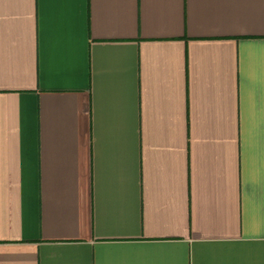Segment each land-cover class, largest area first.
<instances>
[{"label":"crops","instance_id":"obj_1","mask_svg":"<svg viewBox=\"0 0 264 264\" xmlns=\"http://www.w3.org/2000/svg\"><path fill=\"white\" fill-rule=\"evenodd\" d=\"M0 264H264V0H0Z\"/></svg>","mask_w":264,"mask_h":264}]
</instances>
